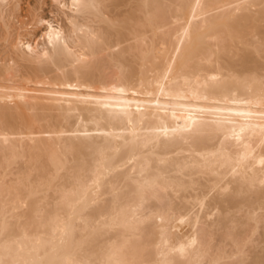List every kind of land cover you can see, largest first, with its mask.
<instances>
[{"label": "bare ground", "instance_id": "obj_1", "mask_svg": "<svg viewBox=\"0 0 264 264\" xmlns=\"http://www.w3.org/2000/svg\"><path fill=\"white\" fill-rule=\"evenodd\" d=\"M0 264H264V0H0Z\"/></svg>", "mask_w": 264, "mask_h": 264}, {"label": "rangeland", "instance_id": "obj_2", "mask_svg": "<svg viewBox=\"0 0 264 264\" xmlns=\"http://www.w3.org/2000/svg\"><path fill=\"white\" fill-rule=\"evenodd\" d=\"M20 156L23 155V154H19ZM22 158V157H21Z\"/></svg>", "mask_w": 264, "mask_h": 264}]
</instances>
